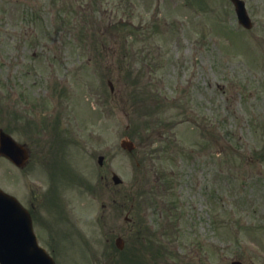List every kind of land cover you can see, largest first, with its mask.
I'll use <instances>...</instances> for the list:
<instances>
[{
	"label": "rangeland",
	"instance_id": "obj_1",
	"mask_svg": "<svg viewBox=\"0 0 264 264\" xmlns=\"http://www.w3.org/2000/svg\"><path fill=\"white\" fill-rule=\"evenodd\" d=\"M246 1L252 30L226 0H0V128L31 151L0 187L69 199L72 224L36 211L58 264H264V0Z\"/></svg>",
	"mask_w": 264,
	"mask_h": 264
},
{
	"label": "water",
	"instance_id": "obj_2",
	"mask_svg": "<svg viewBox=\"0 0 264 264\" xmlns=\"http://www.w3.org/2000/svg\"><path fill=\"white\" fill-rule=\"evenodd\" d=\"M236 1V0H235ZM238 6V2L236 1ZM243 23H247L243 6H238ZM245 17V18H243ZM123 146L133 150L131 142ZM0 156H5L18 166L26 164L27 150L9 135L0 132ZM119 182V178L115 177ZM0 262L1 264H55L54 260L38 246L33 233L32 220L27 210L16 198L0 189Z\"/></svg>",
	"mask_w": 264,
	"mask_h": 264
},
{
	"label": "flooded vegetation",
	"instance_id": "obj_3",
	"mask_svg": "<svg viewBox=\"0 0 264 264\" xmlns=\"http://www.w3.org/2000/svg\"><path fill=\"white\" fill-rule=\"evenodd\" d=\"M106 187L109 188V184L108 183H106ZM56 193H59V191H57ZM62 193L60 192V194H62ZM51 199H52V194L48 196V199L47 198H44V197L43 198H40L39 200L36 197L34 198V200L32 201V203L30 204V212H31V214H32V216L34 218V222H35V219H36V216H37L36 215V213H37L36 211H38L37 210L38 209V205L41 206V204L43 203L44 204V207H45V212L43 213L44 214V217L46 215H49L53 219V216H54V214H55L56 211H59V212L66 211L64 213H65V216L68 217L69 224L74 223L72 214H71V212H69V211H71V206H70L69 199L67 197H65V198L62 197V202L64 204L63 206H65V209L66 210L62 206H60V207L57 206L56 208H54V204H53V206L51 208H49L48 207V204H49L48 202ZM60 204H61V202H60ZM42 219H44V218H42ZM60 223L63 224L62 220L60 221ZM43 225H45V224H43ZM43 227L48 232L47 233V239H48V242H50V233H51V230L46 225L43 226ZM71 227L74 230V227L73 226H71ZM63 230H64L63 229V226H61V231H63Z\"/></svg>",
	"mask_w": 264,
	"mask_h": 264
}]
</instances>
